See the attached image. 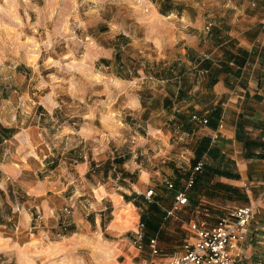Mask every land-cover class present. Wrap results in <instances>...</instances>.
Segmentation results:
<instances>
[{
  "label": "crops",
  "instance_id": "0c3cea01",
  "mask_svg": "<svg viewBox=\"0 0 264 264\" xmlns=\"http://www.w3.org/2000/svg\"><path fill=\"white\" fill-rule=\"evenodd\" d=\"M144 3L146 13L131 23H108L100 12L84 22L83 69L90 62L101 85L127 87L114 95L103 91L108 109H77L86 89H77L68 75L48 84L51 92L41 96L31 94L29 85L20 92L10 86L24 105L37 97L38 107L21 127L13 123L16 116L6 124L0 118V194L12 206L7 210L0 202V228H21L13 239L3 236L2 250L13 253L0 250V264H99L86 249L99 234H122L107 226L106 216L123 205L129 208L125 217L138 221L134 238L143 219V242L161 236L167 252L183 248L192 223L214 227L253 202L264 212V0ZM65 93L74 100L64 101ZM120 99L123 106L111 108ZM199 162L203 170L188 187ZM123 192L133 196L130 202ZM181 192L188 203L165 219ZM18 196L26 200L12 224L11 198L16 203ZM86 197L94 200L90 209ZM66 207L71 214L64 231ZM38 212L39 228L28 233ZM254 231L241 264H253L262 252L256 244L264 243V233ZM117 244L110 264H133L138 253L124 254Z\"/></svg>",
  "mask_w": 264,
  "mask_h": 264
},
{
  "label": "rangeland",
  "instance_id": "374dc122",
  "mask_svg": "<svg viewBox=\"0 0 264 264\" xmlns=\"http://www.w3.org/2000/svg\"><path fill=\"white\" fill-rule=\"evenodd\" d=\"M144 2L145 0H0V118L3 124L9 123L10 119H12L11 117L16 116L17 120L13 123L21 127L20 122L25 115L29 114L34 107H38V105L33 104V102L37 101V97L32 98V102L28 100L26 105H24L22 100L15 98V95L12 94V90L15 87L20 88L18 90L20 92L21 89L24 91L27 88L26 86L29 85L31 94L37 93L41 96L49 93V91L51 92L48 84L57 83L59 82L57 81L58 77H66L67 75L76 80L75 86L77 89H86V100L80 101L81 103L76 100L77 109L82 110L84 108V110L90 109L96 112L108 109L107 105L110 102L107 98L109 95L103 93V91L114 95L115 92L118 94V92L127 87L114 83H107L106 86L101 85L98 77L88 67L90 62H87L86 69H83L82 62H84V55L86 54V38H82L84 36V22L89 16H94L100 12V16L108 23H113L115 20L121 21L120 19L122 18L126 22L131 23V17L146 13L147 7ZM110 27L108 26V29ZM91 59V57L87 58L86 61H91ZM10 86H12V90ZM103 87H106V90H103ZM57 88L64 89V87ZM61 98L64 101L74 100L66 93L61 95ZM119 106H123L121 99L111 108ZM47 107L53 108L50 103L47 104ZM40 108H44V112L47 111L45 107ZM11 112L12 116L10 115ZM0 127L2 126L0 125ZM127 150L129 151L130 149L128 148ZM1 159L2 157L0 156V163H2ZM122 195L126 202H130L133 197L124 192ZM25 200L18 196L15 203V199L11 198L15 205L12 224L17 223L18 216L22 211L21 205ZM92 201L94 200L86 197L87 208L89 203H93ZM0 202L3 206H7L5 207L7 210L12 207L11 205L9 206V203H6V198L2 197L1 194ZM134 205L139 207L135 202ZM67 208L63 210L66 218L61 224V228L64 231L68 229V217L71 214V212L68 214L65 211ZM128 210L129 208L123 205L120 212H116L115 208L108 212L106 216L107 226H111V228L117 227L120 230L118 231L117 229V232H122V234L117 235V237L111 233L99 234L95 245L91 249H86L87 252H90L88 253L91 261L92 257H96L98 258L96 262L99 264H110L113 262L116 257L115 245L113 246L115 241L118 243V250L122 248L124 254L133 256V253H138V256L132 257L133 264H140L141 261L151 259L152 256L146 241L143 242L142 249L135 245L136 237L134 238L132 229L136 223L138 225V221L137 219L132 220L129 216L125 217V213ZM139 212L141 213V211ZM3 214H6V212ZM91 214L97 213L93 212ZM41 216L40 212L33 216L32 223L34 224L31 225L27 231L28 233H34L39 228L38 222H40ZM120 217L123 220H120ZM131 220L132 223L129 225L128 222ZM263 220L264 212L257 207L250 224V229H256L254 234L258 232L264 233V229H262L264 228L262 226ZM140 222L143 221L141 220ZM153 227L152 229L157 232L160 222L157 221ZM16 231H21V228L16 225L12 230L0 228L1 251L9 252L8 254L13 253V249L10 251L2 250L5 248L2 242H4L3 236L13 239V233ZM183 239L188 241L191 239V235L189 234ZM260 240L264 242V238ZM159 241H163L161 236ZM164 241L170 243L169 239ZM185 241L181 243L182 246ZM105 243L106 248L103 247ZM256 246L262 252H258L253 264H261L264 260V243L256 244ZM172 249L173 251L171 252L163 251L161 256L155 257V263L169 264L172 258L180 257L183 254L182 247ZM2 255L3 253H1L0 257L5 261V257ZM10 264H14V260Z\"/></svg>",
  "mask_w": 264,
  "mask_h": 264
},
{
  "label": "built area",
  "instance_id": "2783aa9c",
  "mask_svg": "<svg viewBox=\"0 0 264 264\" xmlns=\"http://www.w3.org/2000/svg\"><path fill=\"white\" fill-rule=\"evenodd\" d=\"M197 123L207 124V120H201L194 116ZM203 162H199L188 180V187L194 183L196 174L203 170ZM170 187H173L171 184ZM153 195L150 190L146 196ZM264 198V184L261 192ZM188 203L185 192L176 196L175 202L170 210L166 212L165 219L173 217L180 209ZM257 204L250 203L248 206L236 208L222 217L216 226L207 227L205 224L192 223L189 225L191 239L183 245V254L172 258L169 264H241L244 258L245 245L250 240V224L253 219ZM69 214L70 208L65 209ZM136 233L135 245L142 249L145 239L144 224H139ZM151 253V259L142 261L141 264H156L155 257L161 256L163 250L159 244L158 237L151 238L147 244ZM153 258V259H152ZM261 264H264V260Z\"/></svg>",
  "mask_w": 264,
  "mask_h": 264
},
{
  "label": "trees",
  "instance_id": "16d2710c",
  "mask_svg": "<svg viewBox=\"0 0 264 264\" xmlns=\"http://www.w3.org/2000/svg\"><path fill=\"white\" fill-rule=\"evenodd\" d=\"M142 221H143V222H141V223H143V224H144V226H146V221H145V220H143V219H142ZM153 226H154V225H153Z\"/></svg>",
  "mask_w": 264,
  "mask_h": 264
}]
</instances>
